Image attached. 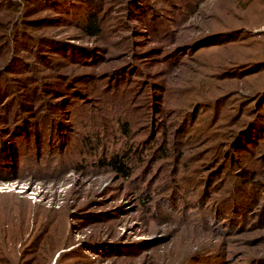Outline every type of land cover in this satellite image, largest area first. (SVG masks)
Here are the masks:
<instances>
[{"label": "rangeland", "instance_id": "obj_1", "mask_svg": "<svg viewBox=\"0 0 264 264\" xmlns=\"http://www.w3.org/2000/svg\"><path fill=\"white\" fill-rule=\"evenodd\" d=\"M81 2L0 0V264H264V0Z\"/></svg>", "mask_w": 264, "mask_h": 264}, {"label": "trees", "instance_id": "obj_2", "mask_svg": "<svg viewBox=\"0 0 264 264\" xmlns=\"http://www.w3.org/2000/svg\"><path fill=\"white\" fill-rule=\"evenodd\" d=\"M75 0H33V3L36 6L42 7V6H46L45 8H52L55 10H65V11H69L71 12L72 10L74 11V9L76 7H79V5H76L78 3H74ZM81 2V0H76ZM136 2V1H135ZM82 5V2H81ZM88 7H85V9H87ZM142 5L141 2H139L138 4H134V9H141ZM132 9H131V13H132ZM133 14V13H132ZM58 18H60L58 15H52L51 17H47V18H43L42 20H36L34 23L35 24H50L52 22H55V20H57ZM64 20V19H61ZM104 21V18L102 19ZM114 23H111L110 25H112ZM83 31L86 34H89L90 37H97L99 34L104 33L105 27H102V21H100L99 17H98V13L93 11V9L88 10V13L84 19V23L82 25ZM122 30V29H119ZM17 31H14V33ZM14 35V34H13ZM36 41H40V43H45L47 45H49L51 48H63V45L61 42H57L54 41L50 38H37ZM25 41H20L21 44L26 45V43H24ZM40 48H42V45H39ZM87 51H79V53L81 54L82 57H87L84 59L86 60L88 57L93 55V52H87ZM73 56V55H72ZM42 60V59H41ZM80 60V59H79ZM253 62V61H252ZM262 63H258V64H253V68L258 69L259 67H261ZM9 66L11 68H16L19 67L21 69V71L23 70V64H21L20 60L15 59V61L10 62ZM27 71L21 72L26 74ZM243 116V113H241L240 118ZM244 122V121H243ZM18 122H15V124H13L12 128L9 130V133H11L13 135L12 138L17 139L22 137V134H25L26 131L30 130L29 128H27V126H23V125H18ZM260 121L258 116L256 115V113L252 112L251 116L249 119H247L243 125V127L239 128L236 132H235V136L234 139L232 140V144L230 145V149H228L225 152V156L230 158H235L233 151H238V152H243L246 151V144H249L251 141H253L256 137V135L260 134ZM123 128H125L124 125H122ZM262 126V125H261ZM16 128V129H15ZM59 127H51L50 123L48 126V131H49V139L52 140L54 139L55 141V134L54 131L55 129H58ZM234 133V132H233ZM13 148L15 149L16 146V142L12 139H8V140H3V147L1 148L0 151H4L3 148L8 149V148ZM40 152L37 151L36 154H39ZM125 156H122V154L119 153H115L112 154L111 156L107 157V160H105V164L109 166V168L121 173L122 175H129V169L127 167V165H125V163L123 162ZM7 159V158H6ZM252 180H250L251 182ZM249 182V178H245L244 180V185L247 184ZM258 182L253 181V185L256 184ZM232 201H224V203H219L218 205H215V210L217 211L218 214L220 213H224L225 211V205L228 206L229 209L232 210V204L230 203ZM239 208L242 207V204L238 205ZM227 216H228V221L231 225L232 222H235L233 220L234 216V212L231 215V213H229L226 210ZM260 222L263 223L264 222V203H263V207L260 213ZM0 245H2V242H0ZM5 245V243H4ZM62 248V246L60 247ZM60 248L58 249H54L53 251H51V253L49 254L50 256H53L54 253H56ZM48 255H46V252L44 250V253L42 254V260H44V258H46ZM46 260V259H45ZM48 260V258H47ZM17 264H32L31 262H29V260H24V259H19L18 258Z\"/></svg>", "mask_w": 264, "mask_h": 264}]
</instances>
